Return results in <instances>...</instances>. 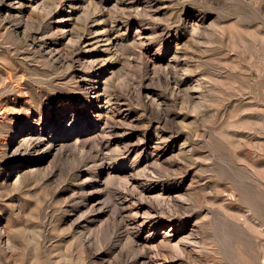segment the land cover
<instances>
[{"label": "rangeland", "instance_id": "obj_1", "mask_svg": "<svg viewBox=\"0 0 264 264\" xmlns=\"http://www.w3.org/2000/svg\"><path fill=\"white\" fill-rule=\"evenodd\" d=\"M0 264H264V0H0Z\"/></svg>", "mask_w": 264, "mask_h": 264}, {"label": "bare ground", "instance_id": "obj_2", "mask_svg": "<svg viewBox=\"0 0 264 264\" xmlns=\"http://www.w3.org/2000/svg\"><path fill=\"white\" fill-rule=\"evenodd\" d=\"M56 50H57V49H56ZM36 145H37V144H36ZM42 145H43V144H42ZM52 146H53V144H51L50 147L53 148ZM38 147H39V146H38ZM48 149H49V148H48ZM54 150H55V149H54ZM45 151H46V150H45ZM47 151H48V150H47ZM36 152H37V151H36ZM42 152H44V151H42ZM46 153H47V152H46ZM14 155H15V154H14Z\"/></svg>", "mask_w": 264, "mask_h": 264}]
</instances>
